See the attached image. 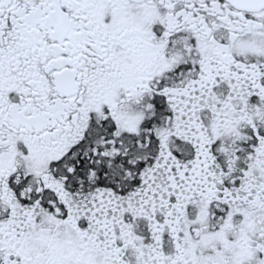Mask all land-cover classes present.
Instances as JSON below:
<instances>
[{
	"label": "snow or ice",
	"instance_id": "obj_1",
	"mask_svg": "<svg viewBox=\"0 0 264 264\" xmlns=\"http://www.w3.org/2000/svg\"><path fill=\"white\" fill-rule=\"evenodd\" d=\"M0 264H264V0H0Z\"/></svg>",
	"mask_w": 264,
	"mask_h": 264
}]
</instances>
